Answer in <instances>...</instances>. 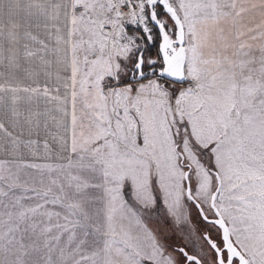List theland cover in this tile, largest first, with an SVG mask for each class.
I'll return each mask as SVG.
<instances>
[{
  "label": "snow or ice",
  "instance_id": "6c2138e0",
  "mask_svg": "<svg viewBox=\"0 0 264 264\" xmlns=\"http://www.w3.org/2000/svg\"><path fill=\"white\" fill-rule=\"evenodd\" d=\"M0 264H264V0H0Z\"/></svg>",
  "mask_w": 264,
  "mask_h": 264
}]
</instances>
